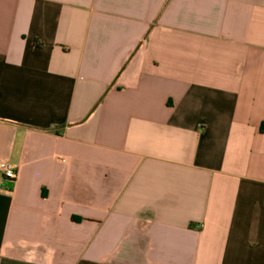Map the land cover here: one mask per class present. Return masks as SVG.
I'll return each mask as SVG.
<instances>
[{
  "label": "crops",
  "instance_id": "obj_1",
  "mask_svg": "<svg viewBox=\"0 0 264 264\" xmlns=\"http://www.w3.org/2000/svg\"><path fill=\"white\" fill-rule=\"evenodd\" d=\"M0 264H264V0H0Z\"/></svg>",
  "mask_w": 264,
  "mask_h": 264
},
{
  "label": "built area",
  "instance_id": "obj_2",
  "mask_svg": "<svg viewBox=\"0 0 264 264\" xmlns=\"http://www.w3.org/2000/svg\"><path fill=\"white\" fill-rule=\"evenodd\" d=\"M0 174L6 180H15L17 178L16 168L7 161H3L0 163Z\"/></svg>",
  "mask_w": 264,
  "mask_h": 264
}]
</instances>
